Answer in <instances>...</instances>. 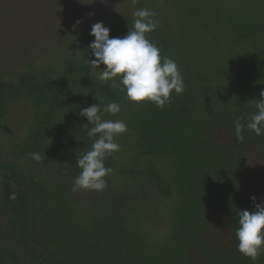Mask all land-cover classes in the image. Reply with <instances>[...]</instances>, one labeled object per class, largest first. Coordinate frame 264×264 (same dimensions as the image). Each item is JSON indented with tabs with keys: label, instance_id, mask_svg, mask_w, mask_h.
I'll return each mask as SVG.
<instances>
[{
	"label": "trees",
	"instance_id": "16d2710c",
	"mask_svg": "<svg viewBox=\"0 0 264 264\" xmlns=\"http://www.w3.org/2000/svg\"><path fill=\"white\" fill-rule=\"evenodd\" d=\"M128 1L156 13L147 39L177 63L185 90L163 108L129 101L100 79L104 65L81 59H95L93 24L55 57L1 75L0 132L14 104L30 111L21 135L0 142V264H264L235 235L236 213L264 201V135L245 129L240 142L234 128L264 91V0ZM133 13L102 21L110 38L127 34ZM111 102L119 113L104 111ZM98 103L128 131L105 160L106 189L74 190L94 143L80 111Z\"/></svg>",
	"mask_w": 264,
	"mask_h": 264
},
{
	"label": "clouds",
	"instance_id": "9594fccd",
	"mask_svg": "<svg viewBox=\"0 0 264 264\" xmlns=\"http://www.w3.org/2000/svg\"><path fill=\"white\" fill-rule=\"evenodd\" d=\"M133 15L136 17L133 26L123 37L110 38V29L103 22L93 24L89 35L94 40L88 48L95 59H81L95 68L104 65L100 79L105 82L111 80L112 86L124 91L129 101L151 102L163 108L170 102L173 92L177 95L184 92V78L177 63L169 57H162L158 46L147 39L146 34L157 27L153 19L156 13L138 9ZM116 78L119 79L118 83ZM255 107L257 111L249 117L246 125L241 123L240 118L234 121L236 139L240 142L244 140L245 129L257 136L264 135V91L260 93ZM104 111L115 115L121 111V105L111 102L105 106ZM80 115L87 119L88 124L93 125L87 130V135L94 138V143L91 150L76 161L81 171L74 178V190L78 188L102 192L107 187L105 178L113 173L111 167L105 166V160L121 150L116 138L126 133L128 127L123 120L102 119L99 103L82 108ZM31 156L37 162L43 160L39 153H32ZM15 197L13 191L9 199ZM250 199L255 201L256 197ZM236 215L237 250L255 262L264 253V201L255 204L254 211L240 210Z\"/></svg>",
	"mask_w": 264,
	"mask_h": 264
},
{
	"label": "rangeland",
	"instance_id": "374dc122",
	"mask_svg": "<svg viewBox=\"0 0 264 264\" xmlns=\"http://www.w3.org/2000/svg\"><path fill=\"white\" fill-rule=\"evenodd\" d=\"M133 11L128 0H0V76L23 62L55 57L82 28ZM29 111L27 103L12 106L0 142L21 135Z\"/></svg>",
	"mask_w": 264,
	"mask_h": 264
}]
</instances>
